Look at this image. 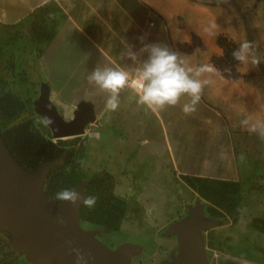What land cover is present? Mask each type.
I'll list each match as a JSON object with an SVG mask.
<instances>
[{
	"label": "crops",
	"instance_id": "obj_1",
	"mask_svg": "<svg viewBox=\"0 0 264 264\" xmlns=\"http://www.w3.org/2000/svg\"><path fill=\"white\" fill-rule=\"evenodd\" d=\"M23 1L0 0V24L16 25L34 11L46 17L42 37L35 41L38 75L58 114L70 115L65 121L80 104L91 106L94 120L88 123L92 140L87 151L98 156L95 160L102 166L129 177V187L146 186V177L165 176L172 188L171 209L238 179L235 136L248 131L241 126L242 119L264 121L262 77L251 78L240 65L237 79L205 74L201 79L213 83L204 88L196 110L189 114L182 111L186 96L176 106L153 113L130 100L128 89L120 94L119 108L106 111L107 93L87 82L97 66L131 64L121 59L122 40L139 50L141 36L144 43H163L179 51L189 66L213 64V56H222L219 35L237 44L246 40L235 6L213 4L214 0H36L20 13L14 4ZM212 23L215 29L205 31ZM192 34L205 48L185 53L178 45L190 43Z\"/></svg>",
	"mask_w": 264,
	"mask_h": 264
},
{
	"label": "rangeland",
	"instance_id": "obj_2",
	"mask_svg": "<svg viewBox=\"0 0 264 264\" xmlns=\"http://www.w3.org/2000/svg\"><path fill=\"white\" fill-rule=\"evenodd\" d=\"M35 3L25 0L14 5L21 13ZM227 3L247 20L250 37L246 40L253 42L262 60L258 67L239 63L241 71L264 79V0ZM45 22L46 17L34 11L16 25L0 24V148L16 169L33 177L43 164L54 162L47 169L41 191L57 207L62 204L52 197L62 188L80 187L86 196H95L94 207L78 205L77 225L90 232L112 257L123 247L130 248L127 264H172L179 246L177 233L171 229L188 221L196 209L208 222L197 231L205 264H264V139L256 133L237 132L238 179L218 192L179 202L177 208L170 207L172 188L163 175L146 177V186L129 187V177L107 170L95 160L98 156L87 151L91 149V124L82 135L54 138L49 127L40 122L36 105L43 89L58 113L36 69L35 41L42 37ZM59 115L63 120L70 116ZM11 239V231L0 227V264H33L13 248Z\"/></svg>",
	"mask_w": 264,
	"mask_h": 264
},
{
	"label": "water",
	"instance_id": "obj_3",
	"mask_svg": "<svg viewBox=\"0 0 264 264\" xmlns=\"http://www.w3.org/2000/svg\"><path fill=\"white\" fill-rule=\"evenodd\" d=\"M47 96V90L43 89L36 109L41 118L53 121L48 127L54 138L82 135L85 126L94 120L92 108L87 103L80 104L70 120H63L49 105ZM53 164L45 163L35 176L27 177L0 148V227L11 231L13 248L33 264H75L67 244L71 241L73 247L91 254L88 264H127L130 248L123 247L112 257L90 232L78 227L75 211L80 203L75 208L67 202L57 207L43 195L41 187L47 169ZM76 190L82 193L80 187ZM58 216L66 223L58 224ZM207 225L199 209L191 211V218L185 223L173 225L171 231L177 233L179 251L172 264H205L197 231Z\"/></svg>",
	"mask_w": 264,
	"mask_h": 264
},
{
	"label": "clouds",
	"instance_id": "obj_4",
	"mask_svg": "<svg viewBox=\"0 0 264 264\" xmlns=\"http://www.w3.org/2000/svg\"><path fill=\"white\" fill-rule=\"evenodd\" d=\"M224 2L227 3V0ZM215 27V23H212L205 31H210ZM138 39L143 45L139 50H135L134 45L122 40L124 50L120 54L121 59L131 61V64L126 67L97 66L87 76L89 85L107 93L106 111H116L120 106L121 92L128 89L131 93L129 99L143 106L146 111L157 113L166 107L176 106L181 98L186 96L188 102L183 104L182 111L185 114L194 112L201 100L204 88L213 83L211 79H201V77L205 74L219 75V69L213 64L189 66L184 56L167 44L144 43V36ZM145 53L146 58L141 59ZM232 57L238 63L251 67H258L262 63L256 55L253 42L248 40L239 43V47L232 52ZM40 122L45 126L53 123L48 117L41 118ZM240 124L250 133H256L264 139V121H253L251 117H246L240 121ZM52 200L61 202V204L67 202L73 208L80 202L88 208L96 204L95 196H86L75 188L60 189ZM150 215L151 210H149ZM57 223L63 225L66 221L62 216H58ZM67 244L69 254L75 257V264H88V261L92 259L90 253H84L82 249L73 247L71 241Z\"/></svg>",
	"mask_w": 264,
	"mask_h": 264
},
{
	"label": "trees",
	"instance_id": "obj_5",
	"mask_svg": "<svg viewBox=\"0 0 264 264\" xmlns=\"http://www.w3.org/2000/svg\"><path fill=\"white\" fill-rule=\"evenodd\" d=\"M213 4H218L217 2H213ZM247 35L250 37V28L247 25V20L243 18ZM250 41V39H249ZM217 45L221 48L223 55L222 56H213L212 63L213 65L219 69L220 75L225 78H239L240 73L236 70V67L239 65L237 61L232 57V52L236 50L239 45L234 42L232 39L228 38L225 35H219L217 37ZM178 48L185 52L191 53L195 49L203 50L205 48L202 41L196 35L192 34L191 42L179 44ZM226 69H229L226 71ZM8 253V252H7ZM9 256H13V252L9 251Z\"/></svg>",
	"mask_w": 264,
	"mask_h": 264
}]
</instances>
